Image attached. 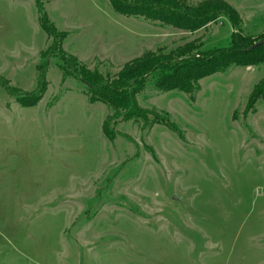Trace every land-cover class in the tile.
<instances>
[{
    "label": "rangeland",
    "instance_id": "obj_1",
    "mask_svg": "<svg viewBox=\"0 0 264 264\" xmlns=\"http://www.w3.org/2000/svg\"><path fill=\"white\" fill-rule=\"evenodd\" d=\"M225 1L244 34L264 35V0ZM40 11L64 53L104 78L145 51L224 46L231 32L222 16L189 32L109 0H0V264H264V100L245 108L264 65L191 93L149 81L121 119L72 70L62 79L57 52L44 57ZM40 64L45 92L24 107Z\"/></svg>",
    "mask_w": 264,
    "mask_h": 264
},
{
    "label": "trees",
    "instance_id": "obj_2",
    "mask_svg": "<svg viewBox=\"0 0 264 264\" xmlns=\"http://www.w3.org/2000/svg\"><path fill=\"white\" fill-rule=\"evenodd\" d=\"M109 3L119 14L142 17L183 31L194 32L219 16L226 18L231 26L227 45L200 49L197 44L189 41L168 51L163 48L145 51L125 62L113 77L105 75L104 78L96 69H89L75 56L64 53L61 45L65 32L58 31L45 12L40 11V25L51 38L44 57L49 52H57L62 79L72 70L73 75L87 85L90 100L108 105L116 117L130 119L137 116L141 109L136 95L149 81L163 92L176 90L191 93L203 77L223 73L232 66L264 65V43L250 48L257 40L241 31L242 18L225 0H201L196 3H188L186 0H109ZM38 6L41 9L39 3ZM39 66L41 72L37 88L22 98L24 107L36 105L45 92L44 67L41 64ZM258 98L264 100V74L254 84L245 108L250 107ZM165 123L171 126L168 120Z\"/></svg>",
    "mask_w": 264,
    "mask_h": 264
},
{
    "label": "water",
    "instance_id": "obj_3",
    "mask_svg": "<svg viewBox=\"0 0 264 264\" xmlns=\"http://www.w3.org/2000/svg\"><path fill=\"white\" fill-rule=\"evenodd\" d=\"M263 43H264V38H261V39L257 40L256 42H254V43L250 46V48L255 47V46H258V45H261V44H263Z\"/></svg>",
    "mask_w": 264,
    "mask_h": 264
}]
</instances>
